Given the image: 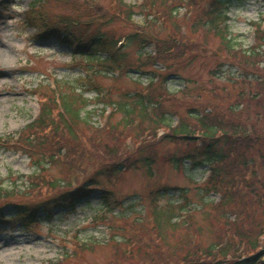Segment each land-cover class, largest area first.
I'll use <instances>...</instances> for the list:
<instances>
[{"label":"rangeland","instance_id":"374dc122","mask_svg":"<svg viewBox=\"0 0 264 264\" xmlns=\"http://www.w3.org/2000/svg\"><path fill=\"white\" fill-rule=\"evenodd\" d=\"M199 1L200 4L192 8L190 0L168 3L126 0L129 5L138 6L135 16L131 20L123 16L116 18L104 27L116 39L144 30L147 35L157 36L163 42L162 47L169 48L167 46L175 41L176 46L182 45L184 50L176 53L178 76L171 78L165 86L160 84L162 80L155 79L158 87H166L174 97L168 103L169 108L187 116L192 107L217 105L221 112L237 103L246 104L249 107L245 116L256 123L258 136L264 140V96L259 103L255 96L257 85L252 82L264 84V59L259 67L248 65L247 72L230 63H222L228 58L220 41L203 28L196 30V19L199 21L203 17L206 6V0ZM97 2L99 5L92 11L100 13V5L106 7L107 0ZM32 3L33 0H0V180L8 188L0 195V206L4 217L10 221L0 223V264H145L147 259H150L147 264H176V256L193 254L197 243L207 248L217 242L224 224L221 221L224 218H220L223 212L216 210L220 196L210 195L205 189L208 165L193 167L191 162L176 168L159 160L153 173L146 168L132 169L116 180L112 176L97 175L95 178L100 182L97 192L76 209H58L51 216L40 214L30 223L32 227H26L16 217L14 206L43 203L92 175L91 170L80 169L72 151L64 155L68 149L67 141L71 140L68 136L63 137L65 147L56 143L60 136L58 132L62 133V130H56L57 134L50 131L41 134L40 131L36 140L31 138V133L36 131L28 126L38 117L45 96L55 94L54 88L58 89V85L60 90L69 91L65 82L78 85L77 81L86 74L84 64L88 61L70 44L42 38L39 28L29 27L27 13ZM47 4L53 15L76 14L63 8L59 0H48ZM113 13L105 14L110 18ZM227 13L238 48L249 51L254 46H264V0H239L228 8ZM87 28L78 25L76 34L83 35ZM153 47L142 49L139 42L127 45L123 50L125 59L128 63L138 64L140 53L149 52ZM219 48L222 52H218ZM229 60L234 59L229 57ZM156 68L162 66L145 67L147 73L135 66L120 76L115 73L99 76L100 86L110 90V96L98 100L97 93L86 94L91 103L84 112H94L89 117V124L80 123L79 127L81 134L90 141L84 157L89 165L94 166L100 156L105 158V144L127 151L125 146L130 143L132 132L126 128L129 131L122 135L118 133L119 138L112 134V125L122 132L125 124L122 113L116 111L109 117L108 113L114 108L110 100L116 103L124 98L126 91L145 89L151 80L144 74L157 72ZM253 72L261 75H253ZM262 92L264 94V89ZM104 108H108L105 114L102 113ZM172 117L176 124L178 117ZM164 132L166 130L162 129L158 138ZM259 145H262L260 140ZM168 147L176 151L167 145L161 148L162 155ZM252 150V155L260 161L264 150L258 151L257 147L256 151ZM81 158L82 155L77 156V159ZM259 170L264 172L262 165ZM20 178L22 181L17 183ZM163 187L174 190L158 196L157 191ZM105 190L112 192L108 195L111 199H106ZM184 192L187 196L182 195ZM154 210L162 225L163 221L167 224L162 227L167 244L158 240L159 243L152 244L151 255L137 252L133 258L127 247V237L133 239L129 231L133 227H143L155 234L158 225ZM257 213L258 222L264 223V208L258 209ZM167 214L175 216L173 221H167ZM176 216H181L177 222ZM237 220L234 216L230 218L231 222Z\"/></svg>","mask_w":264,"mask_h":264},{"label":"trees","instance_id":"16d2710c","mask_svg":"<svg viewBox=\"0 0 264 264\" xmlns=\"http://www.w3.org/2000/svg\"><path fill=\"white\" fill-rule=\"evenodd\" d=\"M59 1L63 8L76 14L56 16L48 11L46 6L48 0H33L27 13L26 23L29 27L39 28L42 38L57 39L61 43L70 44L80 57L87 58L88 61L84 64L86 74L77 81L78 85L65 82L64 85H69V91L60 90L61 87L58 85V89L54 88V96H45L41 103L39 117L28 128L36 131L33 133L30 131L31 138L35 140L40 131L41 134L48 131L57 134L56 130H62V133L58 132L60 136L56 143L65 147L63 137L68 136L71 141H67L68 149L64 155L72 151L73 158L80 169L91 170L92 175L79 183L77 187L71 184L72 187L43 203H20L14 206L16 217L29 227L40 214L47 213L51 216L58 209H76L77 205L97 191L96 187L100 186V182L95 178L97 175L112 176L116 180L132 169L146 168L153 173V168L159 160L176 168H181L187 162H191L193 167L208 165L211 176L205 189L210 194L217 193L221 196L216 210L223 212V217L220 218H224L221 220L224 224L216 238L217 242L209 244L207 248L197 243L193 254L189 253L185 257L176 256V264H264V223L257 220L258 209L264 208V172L259 170L261 165L264 170V154L261 155L260 161L252 155L253 148L255 151L256 147L258 151L264 150V140L258 136L256 123L245 116L249 106L237 103L221 112L217 110V105L198 106L190 108L187 116L178 114L169 108L168 103L172 102L174 97L171 96L169 89L163 86L171 78L178 76L176 53L184 50L182 45L176 46L175 41L170 46L166 45L169 48L162 47L163 42H160L157 36L147 35L144 30L142 33L134 31L124 37L126 44L139 42L142 49L155 45L156 54L141 52L138 64L128 63L123 51L127 45L118 47L123 38L116 39L104 26L122 16L131 20L136 14L135 10L138 7L136 4L129 5L126 0H107L106 7L100 5L101 12L98 13L92 11L93 7L99 5L97 0H82V3L79 2L80 0ZM162 1L168 3L176 0ZM238 1L206 0L204 15L199 18V21L196 19L195 26L196 30L203 28L220 41V47L227 53L228 58L222 63H230L229 65L237 66L247 72L248 65L258 67L261 65L264 59V46L257 45L249 51L238 48L236 39L232 37L230 18L227 13L228 8ZM190 2L193 3L192 8L200 4L199 0L197 2L190 0ZM110 12L114 13L108 18L105 13ZM174 12L177 14L178 10H173ZM152 16L153 14L149 17ZM78 25L89 28L83 31V35H77ZM218 52H222L220 48ZM217 56L220 55L217 54ZM229 57L234 60H229ZM158 64H161L163 68L157 69V72L144 74L151 75L152 78L148 87L140 91H126L124 98L116 103L110 100L114 108L109 117L116 111L122 113L123 124H125L123 127L125 131L122 132L112 125L110 127L112 134L119 138L118 133L122 135L129 129L132 132L129 138L130 143L125 146L127 151H123L121 147L112 149L105 144V158L100 156L94 162V166L89 165L84 157L88 153L90 141L83 133L81 134L79 127L80 123L89 124V117L94 112H84L91 103L86 94L97 93L98 100L106 99L110 96V90H103L98 81L99 76L105 77L107 74L114 73L120 76L123 71L133 69L135 66L137 70L147 73L145 67H156ZM95 66L98 68L94 69ZM157 75H161L160 84L163 85L161 87L155 84L154 77ZM253 75L261 74L253 72ZM252 82L257 85L255 96L261 103L260 99L264 96L262 92L264 84L262 81L259 84L256 81ZM106 109L102 110L103 114ZM172 116L178 117L176 124ZM162 129L166 132L158 138V133ZM98 140L101 141V139ZM259 140L262 141V145H259ZM167 145L176 148V151L168 147L162 155L160 150ZM78 155H82V158L77 159ZM51 158L53 161V157ZM66 158L69 160L68 157ZM22 179L20 178L17 183ZM15 183L13 178L12 185ZM4 184L5 182L0 180V195L2 191L8 190L3 186ZM172 190L174 189L163 187L157 191V194L159 196L163 192ZM176 191L179 189L176 188ZM182 195L187 196V193L184 192ZM7 196L10 194L8 193ZM184 207L182 210L185 211L186 207ZM2 208L0 206V223H7ZM157 214L154 210L158 225L155 229L157 232L154 231L155 234L150 230H144L143 227L130 229L133 239L127 237V247L133 258L137 252L144 256L151 255L152 244L156 241L159 243L158 240L167 244V236L162 232L165 222L163 221L162 225ZM166 216L167 221H173L175 217L172 214ZM233 216L238 219L236 222L230 221ZM176 218H178L177 222L181 216ZM148 261L150 259H147L145 264Z\"/></svg>","mask_w":264,"mask_h":264}]
</instances>
